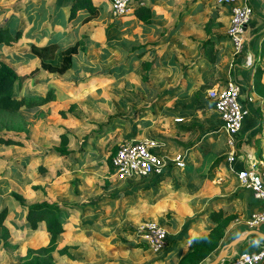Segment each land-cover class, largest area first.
I'll list each match as a JSON object with an SVG mask.
<instances>
[{
	"label": "rangeland",
	"instance_id": "rangeland-1",
	"mask_svg": "<svg viewBox=\"0 0 264 264\" xmlns=\"http://www.w3.org/2000/svg\"><path fill=\"white\" fill-rule=\"evenodd\" d=\"M99 1H104L102 16H107L108 1ZM193 1L196 0H181L180 4L176 5L175 13L180 11L178 15L181 17L183 11L193 6ZM199 1H202V9L195 15L199 17L201 23L205 20L203 30L210 36L228 38L227 34H224L225 31L220 30L224 27L220 20L228 18L230 25L229 7H224L220 0H197ZM250 1L252 2V0H234V3H246L251 6ZM256 2L264 5V0ZM204 7L206 8L203 9ZM45 12L43 6L34 4L29 7L28 15L38 18ZM110 16L112 15L109 14L107 17L111 18ZM130 18L131 16L126 17V19ZM11 27L12 30H17L15 20L11 23ZM111 27L115 28L113 24ZM111 27L109 26L107 30L110 31ZM115 29L119 30L118 27ZM248 33L249 31H246L245 34ZM105 34L106 37L97 35V40L90 39L85 40L86 42L80 40L84 53L82 57L87 63L80 57L76 61L77 69L73 73L78 77L77 79L83 81L81 86L66 78L45 75L42 81L46 82L51 90H54L51 87L56 88L58 85L60 87L57 88L54 103L41 111L21 109L17 115H5L1 119L0 134L26 137L29 142H25L21 147L0 146V208L6 206L10 213L6 230L0 229V264H103L109 260L107 256L111 258L109 255L114 249L117 250L118 245L127 242L134 228L138 229L139 226L147 223L155 224L166 231L169 237L168 248H170L173 243L186 242L184 239L189 240L190 237L208 234L214 226L206 217L211 210H218L219 207L227 209V217L230 221L225 226L222 239L215 251L201 264L211 261L243 233L244 225L241 220L246 219V215L242 217V212L236 210L238 207L241 208V205L234 206L233 199L234 195L245 190L239 186L236 177L229 171V177L214 175L210 180L207 176L209 187L203 184L197 194L188 197H183V193L174 187L158 186L161 180L169 179L166 176L128 181H118L114 177L108 161L118 145L131 142L128 138L121 137V134L132 133L131 129H135L133 117L144 110L150 111L151 102L159 100V94L152 98L151 93H155L152 89L153 85L163 89L159 83L166 81L167 77L166 73L159 69L153 72L152 62L142 63L140 66L134 63L135 60L127 62L128 53H136L142 46L139 42L120 39L119 35L117 38H110L107 36L110 35L108 32ZM261 34H264V23L258 28V35ZM246 38L247 36L244 35L245 43ZM207 40L210 41L209 38ZM168 42L167 33L163 32L154 40L149 38L143 45H149L148 49H152L150 48L152 45L154 47L160 45L157 50H165L164 52L167 53V50L173 47V44ZM244 45L241 53H235L233 48H230V57L232 56L231 59H235L234 62L239 66L246 65L247 53ZM21 47L25 49L27 44ZM136 48L137 50L133 51ZM156 53L155 51L153 56L148 57H156L155 60L162 57L163 53L161 56H157ZM252 61L258 63L254 58ZM119 63L124 65L123 73L118 74L119 76L117 75L118 77L113 80L107 76L110 75L109 69ZM95 64L105 70L100 73L89 72L85 77L79 76L81 74L79 69ZM126 68L129 70L125 71ZM226 68L229 69L228 66ZM120 69L115 70L118 72ZM229 75L232 77L231 74ZM175 79L176 83L180 80V78ZM85 80H91L93 84L88 85L84 83ZM23 83L16 87L15 94L20 93ZM165 90L167 88L163 89ZM208 100L207 98L206 103L212 108ZM112 120L120 123L129 122L127 127L129 130L119 129L117 126L111 129L108 136H101L103 128L111 124ZM154 121L151 123L156 128L158 124ZM146 136L148 139H158L149 132L144 138ZM62 137L67 140L64 146L61 143ZM61 145L71 152L70 157L59 158L54 154L52 149ZM81 160L83 162L79 164ZM41 165L47 169L46 174L42 176L37 170ZM210 170L209 172H212L214 168ZM214 178L215 183H213ZM219 193L225 196L219 198ZM13 194L18 195L27 206L46 202L65 207L66 229L56 239L55 250H49L50 235L45 232L41 224L36 230L24 228V214H18L20 208ZM145 197L148 199L141 200ZM198 207L200 209L197 210ZM258 240L251 235L236 247V251H250L257 247ZM43 248L46 250L40 252L39 250ZM168 248L161 255L148 252L144 256H152V264H155L162 259L161 257H165Z\"/></svg>",
	"mask_w": 264,
	"mask_h": 264
},
{
	"label": "crops",
	"instance_id": "crops-1",
	"mask_svg": "<svg viewBox=\"0 0 264 264\" xmlns=\"http://www.w3.org/2000/svg\"><path fill=\"white\" fill-rule=\"evenodd\" d=\"M73 1L74 0H0V27L7 25L11 32L20 30L22 33L21 38L16 44L0 47V60L7 63L19 76H28L31 71L39 68L40 64L38 59H28L26 56L30 52L31 45L40 47L48 43H56L59 46V51H63L76 42L80 43L81 39L83 41L90 39L97 40V35L106 37L105 33L108 32L111 36H107L110 38H117V35H119L120 39L139 42V44L144 46L143 44L148 42L149 38L154 40L159 37L161 33L166 32L168 43L173 44V47L168 49L167 53L164 52L165 50H157L158 47H161L160 45L158 47L157 45L156 47L152 45L153 47H150L152 49H148L149 45H146L145 53L142 56L138 55L140 47L138 50L137 48L133 50H137L136 53L129 52L127 55V62H129V60H135L136 62L134 63H136V65L139 64V66L142 63L152 62L153 72L159 69L166 73L165 76L167 80L159 83V86L163 89L167 88V90L163 91V89H159L157 85H153L152 89L155 90V93H151L153 94L152 98H154L156 94H159V100H151L153 102H151V106H149L150 111L144 110L135 117L132 116L135 120L133 122L135 123V129H131L132 133H122L121 137H126L132 142L148 139V136L144 138V135L148 132L151 133V135H156L158 137L156 141L159 144L157 150L165 161L168 163L172 162L176 155H182L186 166L184 169H187V171H184V169L179 171L177 167L168 166L163 171L162 176H166L169 179L166 181L161 180L158 186L161 188L174 187L176 190L183 193V197L197 194V191L200 190L203 184L209 187L206 180L208 178L207 176H209L210 180L213 179L214 175L215 177L220 175L226 177L230 176L228 171L232 165L228 164L226 161V155L230 152V149L225 143L226 134L221 128L218 114L212 108L208 107L206 99L208 98V91L221 89L226 86L229 80H232L240 86L241 101L244 108L247 110V115L244 118L243 125L237 137L235 154L239 157L238 164L241 159H245L246 167L256 168L259 162H264V34L258 35V28L264 23V5L262 6L259 2H256L257 0L250 1L251 6L254 8V14L246 27V31H249V33L245 34L247 38L244 50L247 55H250L255 61L257 60L258 63H254L251 59L252 62L250 66H239L234 62L235 59L233 60L231 59L232 56L230 57V48L232 49V46L229 39L218 35L216 37L213 35L210 36L203 30L204 24L206 23L205 20L201 23L199 17L195 15L202 9V1H193V6L183 11V14L179 17L178 14L180 11L175 13V9L177 7L176 5L180 4L181 0H142V6L150 7L153 12V17L151 16L152 19L150 21L151 26L144 25L143 22L134 16V13L117 18L112 16L108 18L110 7L108 9L109 14L107 16H102L104 1L100 2L99 0H91L97 7L98 16L96 18L83 24V17L79 12L75 18L70 20L69 13ZM34 4L43 6L46 11L45 14L39 15L38 18L30 17V15H28L29 7ZM223 6L226 7V5ZM205 8L206 7L203 9ZM127 16H131V18L126 19ZM14 20L15 24L18 26L17 30H12L11 27V23ZM115 20L119 21L116 22ZM217 21H219V19H217ZM220 21L224 24V27L220 30L225 31L224 34H226L229 19H222ZM111 24H113L115 28L118 27L119 30L111 27ZM176 25H178L177 30L171 33ZM109 26L111 27L110 31L107 30ZM154 35H156V37H153ZM208 38L210 43L204 46L203 43L208 41ZM26 44L27 48L22 49L21 45L24 46ZM81 48L80 45L79 52L74 56L72 68L65 74H50L40 71L34 77L21 81L20 83H24L20 93L16 95L44 97L47 92L51 90L50 86L42 81V79H45V75L48 77L58 76L59 78H66L67 80H71L72 83L81 86L83 81L77 79L78 77L73 73L75 69H77L76 61H78L80 57L85 61L82 57L84 53H82ZM155 51L157 52V56H161L163 53L162 57H159L157 60H155L156 57L149 58L148 56H153ZM258 52H260L259 55ZM85 62L87 63V60ZM120 64L121 63L111 66L109 69L111 70L109 71L110 75L107 76L115 80L116 77L122 75L124 65ZM227 66L229 67L228 70L226 68ZM91 68L94 70L88 71V69ZM116 68L121 69L117 72V70H115ZM85 69H87V71ZM99 69L100 67L96 64L85 66L83 69H79L81 71L79 76L85 77L88 76L89 72L100 73V71L103 70ZM126 70H129V68H126L125 71ZM229 74H231L232 77ZM175 78H180V80L176 83ZM220 79L221 81H217ZM20 83L15 84V90ZM84 83L90 85L93 84V81L85 80ZM51 88L54 89L51 90L53 91V100L37 108L39 111L48 108V106L56 100L55 94L57 93V88L60 87L58 85L56 88ZM37 109L29 111H35ZM176 119L181 120L180 122H176ZM153 120L158 124L156 128L151 123ZM124 122L125 121H122L120 123L117 120H112L110 122L111 124L103 128L100 135L108 136L111 129L117 128V126L119 129L126 128L129 130L127 128L129 127V122ZM142 128L146 131L145 133ZM95 139L96 137L94 140ZM84 156L85 154H83V157ZM249 159L253 162H250ZM82 162L83 160H81L79 164ZM39 167H43L44 172L40 173L38 170ZM39 167L37 170L40 176L45 175L47 172L46 167L44 165ZM211 168H214V170L209 172ZM162 176L152 177L162 178ZM215 181L214 178L213 183H215ZM222 196L225 195L218 194L219 198H222ZM194 198H196V195ZM147 199L148 197H145L141 200L144 201ZM233 202L234 206L241 205V208L238 207L236 210L242 212V217L245 215L247 217L250 212H253L257 208V205L246 190L245 192L234 195ZM59 206L63 208L62 221L65 232V207L62 205ZM19 208V211H17L19 212L18 214H24V228L26 230H31L25 226L24 219L26 211L20 206ZM198 209L200 208L198 207L197 210ZM9 215L10 213L8 210V216ZM7 220L8 219H6V222ZM244 220L245 219L241 221L244 222ZM40 224L45 229L44 223ZM136 229L137 228H134V232L128 237L127 242L118 245L117 250L114 249V251H112L113 253L109 255L111 258H114L112 259L113 261L107 256V260L109 259L110 261L103 262V264H152L153 257H145L144 254L152 252L161 255L163 253L164 250L154 252L145 243L139 242L135 234ZM192 238L194 237L188 238L189 240L184 239L186 242L173 243L170 248L167 247L168 250L165 251V257H161L162 259L155 264H177L187 251Z\"/></svg>",
	"mask_w": 264,
	"mask_h": 264
},
{
	"label": "built area",
	"instance_id": "built-area-1",
	"mask_svg": "<svg viewBox=\"0 0 264 264\" xmlns=\"http://www.w3.org/2000/svg\"><path fill=\"white\" fill-rule=\"evenodd\" d=\"M109 3L110 14L113 17H122L133 13L136 0H106ZM230 10V25L227 36L235 53H241L245 44L244 35L254 9L246 3L236 4L234 0H220ZM143 4V3H141ZM251 56H246V65H251ZM207 97L212 109L218 114L221 128L226 134V146L230 149L226 161L232 165L229 173L233 174L241 188L246 190L257 208L250 212L243 222L244 230H257L264 234V162H259L256 168L245 166V159L235 154L237 137L243 125L247 110L241 101L240 86L229 80L221 89L208 91ZM181 119H176L180 122ZM159 144L154 139L126 142L118 145L111 157L113 175L118 181L134 180L152 176H162L168 166L184 169L182 155H176L172 162H167L158 152ZM139 242L145 243L154 252L163 251L168 247L169 237L166 231L155 224H144L135 230ZM258 242V243H257ZM257 247L250 251H235L220 264H263L264 241H256Z\"/></svg>",
	"mask_w": 264,
	"mask_h": 264
},
{
	"label": "trees",
	"instance_id": "trees-1",
	"mask_svg": "<svg viewBox=\"0 0 264 264\" xmlns=\"http://www.w3.org/2000/svg\"><path fill=\"white\" fill-rule=\"evenodd\" d=\"M142 0H136L133 5L134 16L137 17L144 25L151 26L150 19L153 12L150 7L142 6ZM83 17L82 23H88L98 16L97 7L91 0H74L70 8L69 19L72 20L78 13ZM176 25L172 31L177 30ZM21 38V31L11 32L7 25L0 27V47L12 46ZM210 42L205 41L203 45H208ZM146 45L139 48L138 55L142 56L145 53ZM80 43L59 51V46L56 43H48L44 46H30V52L27 54L28 59L36 58L39 60V68L34 69L28 76H19L7 63L0 60V124L2 117L5 115H17L21 109L34 110L53 100V92L48 91L44 97L30 95H16L15 84L21 81L34 77L40 71L50 74L63 75L72 68L74 56L79 52ZM18 58V57H16ZM29 140L18 137H10L0 134V146H23ZM62 145H66L67 140L62 137ZM54 147L52 151L60 157H69L71 152L63 146ZM116 151V150H115ZM115 153V152H114ZM112 157V156H111ZM111 157L108 161L110 170ZM39 172H44L43 167H39ZM13 198L18 202L19 206L26 211L25 226L28 229L36 230L40 223H44L47 234L50 235L49 250H55V242L58 236L64 232L63 228V208L56 204L42 202L35 205H24L22 199L13 194ZM227 209L219 208L213 210L207 215V220L214 226L213 229L206 235L195 237L188 245L186 253L180 258L177 264H201V262L211 255L222 239V234L225 226L230 219L227 217ZM8 217L7 207L0 209V229H5V222ZM255 239V238H252ZM46 249H40L44 252ZM52 263V260H50ZM39 264V263H35ZM264 264V262H263Z\"/></svg>",
	"mask_w": 264,
	"mask_h": 264
},
{
	"label": "water",
	"instance_id": "water-1",
	"mask_svg": "<svg viewBox=\"0 0 264 264\" xmlns=\"http://www.w3.org/2000/svg\"><path fill=\"white\" fill-rule=\"evenodd\" d=\"M251 235L264 241V234L257 230H249L242 233L240 236L230 242L224 249H222L211 261L206 264H220L223 260L230 257L236 251L239 244L244 243Z\"/></svg>",
	"mask_w": 264,
	"mask_h": 264
},
{
	"label": "bare ground",
	"instance_id": "bare-ground-1",
	"mask_svg": "<svg viewBox=\"0 0 264 264\" xmlns=\"http://www.w3.org/2000/svg\"><path fill=\"white\" fill-rule=\"evenodd\" d=\"M249 161H250V162H253V161H251V159H249Z\"/></svg>",
	"mask_w": 264,
	"mask_h": 264
}]
</instances>
